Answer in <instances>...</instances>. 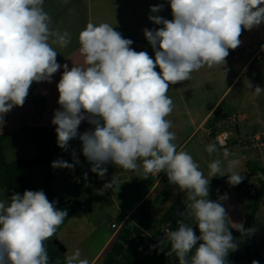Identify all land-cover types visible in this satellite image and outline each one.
<instances>
[{"label": "clouds", "instance_id": "clouds-1", "mask_svg": "<svg viewBox=\"0 0 264 264\" xmlns=\"http://www.w3.org/2000/svg\"><path fill=\"white\" fill-rule=\"evenodd\" d=\"M169 4L171 20L157 14L163 4L153 5L148 19L162 27L143 29L154 59L146 51H135L133 41L113 25L88 22L78 34L82 62L69 70L57 62V48L69 46L71 33L53 27L45 0H0V122L13 107L24 105L33 82L50 83L63 68L56 85L60 108L51 121L57 145L67 151L69 142L78 138L91 172L101 179L109 163L125 172L139 170L143 178L164 172L168 182L185 193L186 211L159 245H170L167 255L178 258V264H226L228 253L237 249L230 228L242 234L252 229L230 221L221 203L226 194L217 201L208 198L210 180L227 175V182L236 186L245 176L227 148L223 158L208 163L207 175L188 151L178 149L167 118L174 108L167 93L170 85L190 80L203 67L222 69L229 49L240 45L242 29L264 23V0H169ZM246 87L253 90V98L264 93L250 81ZM85 120L93 127L80 133ZM205 150L209 156L220 151L216 143ZM79 163L73 150V163L58 159L51 166L73 170ZM117 183L113 177L99 194ZM67 216L42 190L0 199V264H50L45 241ZM63 264L90 261L75 249L65 254Z\"/></svg>", "mask_w": 264, "mask_h": 264}, {"label": "crops", "instance_id": "crops-1", "mask_svg": "<svg viewBox=\"0 0 264 264\" xmlns=\"http://www.w3.org/2000/svg\"><path fill=\"white\" fill-rule=\"evenodd\" d=\"M131 1L132 0H45L44 7L53 18V27L67 30L71 33L72 37L71 43L67 48H57L59 51L57 53V62L61 65L67 64L69 70L74 63L82 62V57H80L78 51L79 32L88 22H93L95 24L106 22L110 24V19L112 17H119L120 13H124L123 15L125 16L127 5L129 6L128 12L131 16L135 17L138 11L136 10V0H133V8L131 6ZM261 25L263 26L264 23ZM249 31L251 30L245 29V33ZM240 49L241 47L239 46L235 49H229V55L226 57V64L222 69L221 67H214L211 69L203 67L199 71L193 72L190 80L170 85L167 93L174 104L172 113L167 117L173 124L171 131L176 134L174 143L180 145L178 149H182L185 144H190L188 152L200 164L201 170L205 175H207L209 171L208 163H210L212 159L217 157L223 158L224 148L230 151V158H234L238 161L239 171L242 175L249 172V165L264 167V93L259 97L253 98V90L246 87L240 90L239 95H241V97L239 95L235 96L239 98L237 100L234 98L233 101L226 103L234 86L243 78L245 70L259 60L258 57L264 50V45L256 47V49H253L251 54L247 56L244 51L245 49ZM239 63L240 66L238 67ZM262 70H264V66L260 65L259 69H257L248 80L254 87L260 86L264 88V74L258 73ZM62 72L63 68L58 70L50 83L46 81L39 83L33 82L24 105L22 107H13L10 112L4 114L3 120L0 122V135H10L2 143L3 152L7 161L10 162L18 158L34 159L38 156L35 142L28 134L21 131L22 128H56L51 121L54 116V111L60 108V105L57 103L59 93L56 85L61 78ZM211 94H215V99L212 103L209 99ZM248 100L249 104L246 105ZM241 126H243V129ZM92 127L93 126L85 120L79 126V132L83 133ZM241 129L247 130L244 137L241 136ZM222 130H228L230 132L229 145L224 148L218 147L220 151L213 156H209L205 150L206 146L209 143H215L214 137ZM234 132L238 134V140L233 139ZM35 168L36 167H34V169ZM165 175L166 174L162 172L161 176L156 178L149 192L143 196L132 209L133 212L139 214L138 216L143 222L145 221V223L146 221L148 223L152 222L150 220L153 210L143 207L144 201L148 194L154 189L158 188L160 190L158 199L164 196L167 190L173 192L175 194L173 201L180 199L185 208V193L181 192L177 186L170 184L167 177L164 178ZM223 177L211 178L208 198L212 201H217L220 196L226 194L227 199L221 201V203L225 207L230 221L232 223H241L244 226L252 199H249V201L245 200L243 189L236 190L234 186L229 183H223ZM256 178L259 177L255 176L251 178L249 183L254 182ZM262 204L263 202L261 205ZM127 214L129 216L131 215V213ZM256 216L252 226V232L255 244L261 257L264 259V233L261 235L256 234ZM189 223H192V221L189 220ZM194 226L196 225L193 224L192 227ZM141 230L145 234H148V232L142 228ZM230 231L237 230L235 228H230ZM115 237L116 235H111L90 264H95L97 258H99L106 248L110 250ZM233 237L238 245L240 242L239 237L234 235ZM229 253L240 254L241 252L238 249L236 252Z\"/></svg>", "mask_w": 264, "mask_h": 264}, {"label": "rangeland", "instance_id": "rangeland-1", "mask_svg": "<svg viewBox=\"0 0 264 264\" xmlns=\"http://www.w3.org/2000/svg\"><path fill=\"white\" fill-rule=\"evenodd\" d=\"M133 4L132 0V8ZM159 4H163L164 7L163 10L157 14L165 19L171 20L172 14L169 0H136V10L138 11L135 17L131 16L128 12L129 6L127 5L125 16L123 15L124 13H120L119 17L115 16L110 19V24L114 26L116 31L120 32L124 38L133 41L131 47L135 51H146L153 59L155 54L152 46L144 36L143 29H158L162 27V25H155L148 19L149 15L152 14L150 12V6ZM239 39L241 41L239 47L245 49L246 56L251 54L253 49L264 45V25L252 28L251 31L241 35ZM258 59V61L254 62L253 65L245 70L243 78L234 86L226 103L233 101L234 98L237 100L239 97L236 98L235 96L239 95L241 89L246 88V81H248L250 76L259 69L260 65L264 66V50L260 53ZM239 66L240 63L238 67ZM156 70L159 72L158 67ZM258 73L263 75L264 70ZM214 95L215 94H211L209 97L211 103L215 99ZM239 96L241 97V95ZM248 104L249 100L246 105ZM241 128L243 129V126H241ZM242 129L241 136L244 137L247 130ZM233 139L238 140V134L236 132L233 133ZM179 146L180 145H178V147ZM189 148L190 144H185V146L182 147V149L186 151H188ZM73 150L75 158L78 159L80 163L77 164L73 170L66 168L60 169L48 188L46 187L45 168L39 166L34 169V191L42 190L49 201L61 202L66 200H77L81 202L79 205L70 203L60 206L56 204L58 209L66 210L68 216L65 217L64 222L59 226L52 239L59 240L67 249L66 253L79 249L82 253V257L87 258L91 262L111 235H114V231L111 229V224L113 222L120 223L124 220L125 214L131 213L128 219L124 220L122 224V226L127 224L128 233L134 237L133 228L136 226L149 233L150 229L157 222L156 220H158V217L170 207L175 198V194L167 190L166 194L158 199L160 193L158 188L149 193L145 198L143 207L153 210L150 220L152 222L148 223L146 221L145 223V221L143 222L138 216L139 214L133 212L132 209L136 203L149 192L156 178L152 176L143 178L139 170L134 172L127 171V173H125V170L109 163L105 165L107 173L105 177L101 179L96 173L91 172V164L82 153L81 141L71 150L70 156L66 161L73 163ZM85 173H87L86 179L84 177ZM124 175L127 177L120 179V176ZM113 177H116L118 180L115 187L104 191L103 194H99V190L103 188V185L111 182ZM243 195L245 200L249 201V199H251L246 193H243ZM3 198H7V196L3 191L1 192L0 189V199ZM71 211H74L72 215H70ZM256 218L255 231L257 235H261L264 233V201ZM163 232L165 234V230H163ZM117 234L118 232L116 235ZM108 251L109 248H106L99 258H97L95 264H103V260L106 259L105 257ZM236 251H238V249L230 252Z\"/></svg>", "mask_w": 264, "mask_h": 264}, {"label": "trees", "instance_id": "trees-1", "mask_svg": "<svg viewBox=\"0 0 264 264\" xmlns=\"http://www.w3.org/2000/svg\"><path fill=\"white\" fill-rule=\"evenodd\" d=\"M35 142L38 156L34 159L18 158L13 161H7L3 152L2 143L10 135H0V188L10 198L14 193L23 194L25 190L34 191L35 178L34 167L43 166L46 172V187H50L57 173L61 168H53L52 162L58 159L64 161L70 156V152L79 143V139H73L69 142V149L62 150L57 145V134L54 128L49 127H24L21 129ZM249 172L245 174V179L234 186L236 190H241L248 186L251 178L258 176L260 189L255 197H251L252 203L248 208L245 229H252L255 222V216L259 210L261 203L264 201V167L257 165H249ZM167 176L165 175L164 178ZM163 178V179H164ZM74 211H71L70 215ZM185 212L184 205L180 199L172 202L170 207L161 215L157 222L150 229L148 234H145L141 228L134 227V237L128 233L127 224H124L116 235L106 259L103 264H162L164 261H169L172 264H178V258L168 256L170 245L160 246L159 242L164 238L163 230H175L177 220L182 219L181 213ZM189 223V220H186ZM232 235L239 237L240 242L237 248L238 253H228L226 256V264H252L258 261L259 264H264V259L261 257L259 250L255 244L253 232L242 234L239 231H231ZM157 246V247H152ZM50 258V264H63L65 254H62L53 244V239L45 241ZM161 247L163 250H161Z\"/></svg>", "mask_w": 264, "mask_h": 264}, {"label": "built area", "instance_id": "built-area-1", "mask_svg": "<svg viewBox=\"0 0 264 264\" xmlns=\"http://www.w3.org/2000/svg\"><path fill=\"white\" fill-rule=\"evenodd\" d=\"M215 143L218 145L220 148L227 147L229 145L230 141V132L228 130H222L220 131L215 137H214ZM162 173V172H161ZM161 173L156 176V175H150L154 178L160 177ZM259 178H256L254 182L249 183L247 187L243 188V192L246 193L247 196L249 197H255L260 189V184L258 181ZM129 217L128 214L124 215V220H127ZM124 220L121 221L120 223H112L111 224V229L114 231V235H116L117 232H119L120 228L122 227V224L124 223ZM168 230H165V234ZM162 264H172L169 261H164Z\"/></svg>", "mask_w": 264, "mask_h": 264}, {"label": "water", "instance_id": "water-1", "mask_svg": "<svg viewBox=\"0 0 264 264\" xmlns=\"http://www.w3.org/2000/svg\"><path fill=\"white\" fill-rule=\"evenodd\" d=\"M244 34H245V29H242L241 35H244ZM123 178H126V176L125 175L124 176H120V179H123ZM227 180H228V176H225V177L222 178V182L223 183H228ZM70 203L79 205L81 202L80 201H77V200H66V201L56 202V204L57 205H60V206L68 205ZM193 230L196 233V235H199L200 234L197 225L193 227ZM53 244L57 247V249L62 254H65L66 253L67 249L61 244V242L59 240H57V239L53 240Z\"/></svg>", "mask_w": 264, "mask_h": 264}]
</instances>
